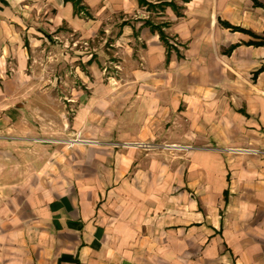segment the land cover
<instances>
[{"label":"crops","instance_id":"1","mask_svg":"<svg viewBox=\"0 0 264 264\" xmlns=\"http://www.w3.org/2000/svg\"><path fill=\"white\" fill-rule=\"evenodd\" d=\"M79 6L0 0V264H264V0ZM106 12L123 14L108 25L117 69L78 92L64 125L81 139L51 148L46 124L26 138L14 99L31 48ZM244 52L254 83L228 85L225 61ZM244 146L259 152L225 151Z\"/></svg>","mask_w":264,"mask_h":264},{"label":"rangeland","instance_id":"2","mask_svg":"<svg viewBox=\"0 0 264 264\" xmlns=\"http://www.w3.org/2000/svg\"><path fill=\"white\" fill-rule=\"evenodd\" d=\"M49 10L51 11V8ZM235 11L234 7L233 12L227 13V16L235 19ZM216 14L217 16L222 14L220 9L217 8ZM80 15L86 18L85 12H81ZM243 16L249 17L250 14L244 13ZM118 17L122 18L123 14L102 13L100 16L101 25L94 30L89 27L84 32L73 27H67L65 23L54 28H47L46 31L51 37L31 48L29 63L25 69L27 76L21 85L22 92L14 99L16 107L21 109L20 120L22 126L26 127L23 130L26 138L32 134L27 129L30 125L37 126L39 129L37 133L42 134L43 125L46 124L45 134H48L46 139L49 140L51 148H58L59 145L67 144V139H81L79 134L68 132L67 125H64V122H69L74 113L77 96H79L78 92L86 90V85L89 81L92 83H107L108 77L106 74L108 71L111 72L117 69L110 60H115L119 57L117 47H115L113 42V37L118 32V29L117 27L110 28L108 25L115 21L118 22L120 19ZM152 18L154 21L160 20ZM260 21L262 22V20ZM91 55V59L96 61L97 69L100 71L98 78L91 76L90 64L86 61ZM225 62L229 71L227 77L228 85L246 86L254 83L252 80V69L256 62L251 60L249 54L244 52L243 55L238 54V56L228 57ZM223 68L227 67L223 64ZM257 83L264 85V74L257 80ZM10 132L16 133L15 131ZM137 142H144L145 145L140 146ZM107 143L113 142H105V144ZM129 144L146 150L153 148L164 149L169 153L192 147L191 144L170 141L154 144L146 141H131L121 142L120 145L127 146ZM240 148L257 149L251 146ZM225 151L233 154L240 153L228 150V148ZM241 153L252 154V152L247 151H242ZM8 175L10 177L11 173Z\"/></svg>","mask_w":264,"mask_h":264},{"label":"built area","instance_id":"3","mask_svg":"<svg viewBox=\"0 0 264 264\" xmlns=\"http://www.w3.org/2000/svg\"><path fill=\"white\" fill-rule=\"evenodd\" d=\"M76 140H78V139H74V141H76ZM137 144H139L140 146H144L145 145L144 142H137ZM176 146H178V145H176ZM228 150H231L233 152H242V151H247V152H252V153L259 152L258 149H245V148H236V147L228 148Z\"/></svg>","mask_w":264,"mask_h":264},{"label":"trees","instance_id":"4","mask_svg":"<svg viewBox=\"0 0 264 264\" xmlns=\"http://www.w3.org/2000/svg\"><path fill=\"white\" fill-rule=\"evenodd\" d=\"M79 1L80 0H73V2L75 3V10L79 11L80 10V6H79ZM145 0H139V2H144Z\"/></svg>","mask_w":264,"mask_h":264},{"label":"bare ground","instance_id":"5","mask_svg":"<svg viewBox=\"0 0 264 264\" xmlns=\"http://www.w3.org/2000/svg\"><path fill=\"white\" fill-rule=\"evenodd\" d=\"M80 138V137H79ZM69 143L70 144H73L74 143V139L73 140H69ZM68 144V143H67Z\"/></svg>","mask_w":264,"mask_h":264}]
</instances>
